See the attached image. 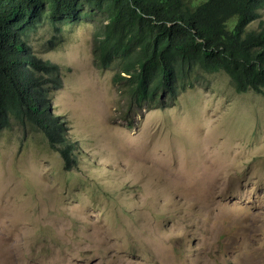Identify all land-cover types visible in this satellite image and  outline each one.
Here are the masks:
<instances>
[{
	"label": "rangeland",
	"instance_id": "rangeland-1",
	"mask_svg": "<svg viewBox=\"0 0 264 264\" xmlns=\"http://www.w3.org/2000/svg\"><path fill=\"white\" fill-rule=\"evenodd\" d=\"M96 29L58 16L30 32L77 166L3 128L0 264H264L263 96L220 72L168 107L131 105L94 61Z\"/></svg>",
	"mask_w": 264,
	"mask_h": 264
},
{
	"label": "trees",
	"instance_id": "trees-1",
	"mask_svg": "<svg viewBox=\"0 0 264 264\" xmlns=\"http://www.w3.org/2000/svg\"><path fill=\"white\" fill-rule=\"evenodd\" d=\"M263 9L264 0H0V132L12 123L33 127L66 170L77 166L66 122L42 89L57 66L30 43L43 18L93 19L94 61L113 72L124 100L165 108L220 72L237 91L264 98Z\"/></svg>",
	"mask_w": 264,
	"mask_h": 264
}]
</instances>
